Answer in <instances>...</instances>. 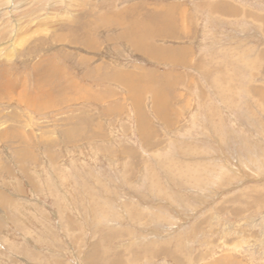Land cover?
Returning <instances> with one entry per match:
<instances>
[{"label":"rangeland","instance_id":"obj_1","mask_svg":"<svg viewBox=\"0 0 264 264\" xmlns=\"http://www.w3.org/2000/svg\"><path fill=\"white\" fill-rule=\"evenodd\" d=\"M0 264H264V0H0Z\"/></svg>","mask_w":264,"mask_h":264},{"label":"bare ground","instance_id":"obj_2","mask_svg":"<svg viewBox=\"0 0 264 264\" xmlns=\"http://www.w3.org/2000/svg\"><path fill=\"white\" fill-rule=\"evenodd\" d=\"M54 65H55V64H53V66H54ZM48 72L51 73V74H53V73H54V74H57V75L59 76V73H58V72L55 73V69H54V67H50V68L48 69ZM72 86H73L74 89H77L78 86H79V83H78V84H73ZM70 88H72V87L68 85L66 89H70ZM260 91H261V90H260ZM262 92H263V91H262ZM259 93H261V92H259ZM262 94H263V93H262ZM262 94H261V95H262ZM261 95H260V96H261ZM104 220H105V219H104ZM111 232H112V231H111ZM105 235H106V234H105ZM107 235H108V234H107ZM109 235H110V234H109ZM101 243H102V242H101ZM89 250H90V249H89ZM96 251H97V250H96ZM103 255H104V254H103ZM101 257H102V256H101Z\"/></svg>","mask_w":264,"mask_h":264}]
</instances>
